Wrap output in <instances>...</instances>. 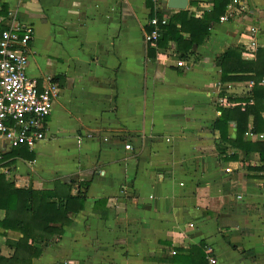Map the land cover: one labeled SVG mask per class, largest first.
I'll return each mask as SVG.
<instances>
[{"label": "crops", "instance_id": "0c3cea01", "mask_svg": "<svg viewBox=\"0 0 264 264\" xmlns=\"http://www.w3.org/2000/svg\"><path fill=\"white\" fill-rule=\"evenodd\" d=\"M215 1L171 10L166 0H0V32L12 19L33 29L27 76L38 91L48 82L59 89L43 141L11 148L0 138V175L17 189L60 194L70 185L85 196L67 225H55L59 236L34 243L42 253L31 264H185L171 252L199 243L217 264H264V177L247 169L262 163L252 152L241 165L244 151L228 143L219 154L214 129L222 94L254 87L221 84L217 58L238 49L253 61L264 50V0H227L218 19ZM180 11L200 23L184 25V39L207 30L184 58L171 40H144L154 12L168 22ZM252 124L250 116L243 139L254 144L264 134ZM227 132L235 140L234 122ZM15 230L0 226L1 257L22 238Z\"/></svg>", "mask_w": 264, "mask_h": 264}, {"label": "trees", "instance_id": "16d2710c", "mask_svg": "<svg viewBox=\"0 0 264 264\" xmlns=\"http://www.w3.org/2000/svg\"><path fill=\"white\" fill-rule=\"evenodd\" d=\"M226 5L227 0L215 1L212 16L218 19ZM154 17L160 21L164 15L154 12L150 19ZM197 21L194 18H189L186 11L178 12L160 27L161 36L155 44L162 47L171 40L173 45H177V50L181 51L180 57L184 58L189 53L191 46L200 44L207 35V30H205L199 34L192 33L188 40L182 37L184 25L194 24V27L195 24H200ZM176 22H180L179 27ZM216 64L220 68L221 84L254 82V87L244 96L234 97L222 94V97L227 100V105L220 109L221 115L214 123V129L219 133V143L216 148L221 155L227 153V149L222 146L225 143H228L231 148L243 150L244 157L239 160L241 165L248 164L249 154L256 152L262 166H247V169L262 173L264 172V139L253 144L244 141L243 137L248 130L250 116L253 119L251 132L264 134V119L261 116L264 112V86L260 83L264 78V50H257L255 60L244 61L241 59L238 49H229L217 58ZM229 122L235 123V140H230L228 137ZM226 158L235 161L237 156L233 154ZM83 185L88 187L87 183ZM62 188L64 190L60 194L56 189L52 191L17 189L0 175V209L6 211L5 219L0 222V226L4 229L14 228L22 235V238L13 245V255L10 258L0 256V264H31L32 260L38 258L42 253V250L35 247L34 243L43 242L46 244L53 236H59L62 230L55 225H67L69 213L82 209L85 201L84 193L72 195L70 185ZM12 222H14L13 226ZM205 249L204 243H199L182 251L180 256H176L177 253H175L172 261H183L185 264H209Z\"/></svg>", "mask_w": 264, "mask_h": 264}, {"label": "built area", "instance_id": "2783aa9c", "mask_svg": "<svg viewBox=\"0 0 264 264\" xmlns=\"http://www.w3.org/2000/svg\"><path fill=\"white\" fill-rule=\"evenodd\" d=\"M231 16L227 12L220 20L226 21ZM166 23L165 18L160 21L156 17L150 19L152 31L144 34L145 42L155 44L161 36L160 27ZM249 33L253 36L256 30L250 29ZM32 36V27L22 25L15 19L0 34V138L7 140L11 148L25 146L33 149L45 139L47 118L59 92L50 82L42 91H38L36 81L26 74L28 44ZM249 47L253 50L256 48L253 39ZM176 65L182 67L184 62L179 60ZM250 134L245 133L246 136ZM258 137L261 139L263 135ZM125 149L129 150L130 146H125ZM171 253L175 254L174 251ZM208 262L217 264L212 258Z\"/></svg>", "mask_w": 264, "mask_h": 264}, {"label": "water", "instance_id": "95a60500", "mask_svg": "<svg viewBox=\"0 0 264 264\" xmlns=\"http://www.w3.org/2000/svg\"><path fill=\"white\" fill-rule=\"evenodd\" d=\"M188 0H166V7L171 10H184Z\"/></svg>", "mask_w": 264, "mask_h": 264}]
</instances>
